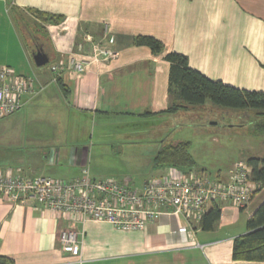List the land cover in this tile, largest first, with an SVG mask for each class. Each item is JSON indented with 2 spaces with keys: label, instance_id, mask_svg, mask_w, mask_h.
<instances>
[{
  "label": "crops",
  "instance_id": "0c3cea01",
  "mask_svg": "<svg viewBox=\"0 0 264 264\" xmlns=\"http://www.w3.org/2000/svg\"><path fill=\"white\" fill-rule=\"evenodd\" d=\"M29 8L63 20L41 24ZM24 23L30 31L41 24L45 34L35 30V40L24 42ZM86 35L94 41L112 36L116 58L92 66L81 78L65 70L51 72L50 65L85 53ZM137 36L155 38L164 51L154 55L134 45ZM35 48L49 57L44 68H34ZM169 52L186 56L188 66L209 80L264 92V0H0V68L32 78L35 89L41 88L14 113L23 111L32 119L24 122L33 146L29 157L0 170L70 180L86 167L92 179L105 180L113 178L93 175L99 170L95 161L117 157L146 162L148 173L135 180L137 187L127 177L121 180L135 188L168 175L174 168L155 166L156 153L167 144L188 142L176 137L177 129L199 131L205 105L167 111L174 103L168 94L169 63L163 59ZM228 116L235 119L228 129L235 128L236 117ZM249 157L262 156L218 164L209 176L227 182L235 163ZM193 170L209 172L196 163ZM255 197L243 207L217 202L221 214L211 231L174 215H161L142 230L123 231L106 222L66 220L33 201L12 203L2 197L0 256L14 264H239L231 258L232 243L264 199ZM69 227L79 233V256L59 247L57 234Z\"/></svg>",
  "mask_w": 264,
  "mask_h": 264
},
{
  "label": "built area",
  "instance_id": "2783aa9c",
  "mask_svg": "<svg viewBox=\"0 0 264 264\" xmlns=\"http://www.w3.org/2000/svg\"><path fill=\"white\" fill-rule=\"evenodd\" d=\"M106 30V28H105ZM107 34V33H106ZM88 49L83 54H70L65 62L50 65L54 74L67 71L81 78L92 66L116 58L113 37L94 41L84 36ZM83 52L82 45L78 46ZM264 71V62H263ZM34 80L18 76L9 67L0 68V120L17 112L25 97L36 95ZM258 184L251 178V168L236 162L227 182L210 178L197 171L183 173L172 169L168 175L145 182L135 188L128 180H94L88 169H81L79 177L62 180L44 176L14 175L10 169L0 170V198L23 204L33 201L56 212L66 220L106 222L123 231L142 230L161 215L181 216L187 222L199 221L206 207L213 202H230L246 206ZM62 252L80 255L79 233L65 228L57 234Z\"/></svg>",
  "mask_w": 264,
  "mask_h": 264
},
{
  "label": "trees",
  "instance_id": "16d2710c",
  "mask_svg": "<svg viewBox=\"0 0 264 264\" xmlns=\"http://www.w3.org/2000/svg\"><path fill=\"white\" fill-rule=\"evenodd\" d=\"M26 11L41 24H59L63 20L62 16L49 14L34 8H29ZM15 12L19 19L23 18L17 13L18 11ZM41 24L35 23L33 30L30 31V29L28 30L30 26L24 23L26 30L23 31L22 29V31L24 32V40H27L26 42L35 40L33 38L36 33L35 30L43 35L45 34ZM133 43L136 46L148 47L154 55L161 54L164 51L163 44L149 36H137ZM163 59L169 63L168 94L174 101L167 110L168 112H175L186 107L203 106L206 102H210L216 108L228 109L226 114L233 113L237 118L236 121L241 126L245 122V119L242 120L244 114H255L256 123L253 132L255 134L264 132V92L237 89L220 81L209 80L200 72L190 68L186 56L182 54L169 52L163 56ZM57 82L62 86L60 79H57ZM153 162L155 166H168L183 173L195 171L193 170L195 161L190 154L189 142H177L163 146L156 153ZM245 163L251 168L252 180L259 186L251 198L252 201L255 196L264 190V156L249 157L245 160ZM220 214L221 210L218 203H211L199 220L201 229L211 231L217 224ZM231 258L239 264H264V199L247 219L245 233L233 240ZM0 264L14 263L12 259L0 256Z\"/></svg>",
  "mask_w": 264,
  "mask_h": 264
},
{
  "label": "rangeland",
  "instance_id": "374dc122",
  "mask_svg": "<svg viewBox=\"0 0 264 264\" xmlns=\"http://www.w3.org/2000/svg\"><path fill=\"white\" fill-rule=\"evenodd\" d=\"M22 29L26 30L24 26ZM213 107L210 102H206L201 107L199 131L188 127L183 129L180 126L177 129L176 137L187 139L197 167L206 168L209 171L206 172L207 175L214 176L216 172L214 166L218 164L228 163L240 156L246 157L250 154L264 156V132L262 134L253 132L256 123L255 114H244L242 120L245 119V122L242 126L236 121V127L228 129L235 119L226 114L228 109ZM30 120L31 117L25 116L23 111L0 120V168L14 167L19 158L29 157L33 146L28 144L29 130L25 128L24 122ZM145 163L128 158H101L95 161V166L99 170L93 175L116 180L127 177L137 187L135 180H142V177L148 173V166ZM261 195H257L255 200H259L264 194Z\"/></svg>",
  "mask_w": 264,
  "mask_h": 264
},
{
  "label": "water",
  "instance_id": "95a60500",
  "mask_svg": "<svg viewBox=\"0 0 264 264\" xmlns=\"http://www.w3.org/2000/svg\"><path fill=\"white\" fill-rule=\"evenodd\" d=\"M31 59L35 67L41 68L49 63V57L42 48H35L31 53Z\"/></svg>",
  "mask_w": 264,
  "mask_h": 264
}]
</instances>
